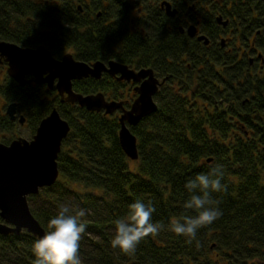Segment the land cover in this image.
Here are the masks:
<instances>
[{"label":"trees","instance_id":"16d2710c","mask_svg":"<svg viewBox=\"0 0 264 264\" xmlns=\"http://www.w3.org/2000/svg\"><path fill=\"white\" fill-rule=\"evenodd\" d=\"M68 4V0H0V38L30 47L42 43L58 58L69 49L87 62L101 58V32L83 30L80 20H68ZM25 15L37 23L23 24ZM122 40L119 60L150 65L145 34L132 45L125 37ZM160 42L158 37L156 53ZM261 50L264 54V31ZM229 64L225 57L213 59V65L204 59L208 74H202L197 83L195 77L185 79L181 91L162 85L155 95L157 111L130 126L138 140L139 158L134 161L120 144L117 112L89 111L78 103L61 102L53 90L23 87L8 74L0 75V132L10 133L3 142L17 137L20 126L6 114V104L13 101L33 133L54 107L71 126L58 155V180L28 196L46 232L48 221L64 203L74 210H88L87 229L80 241L83 264H264V78L254 77L238 86L233 83L229 90ZM234 80L243 79L236 76ZM125 87L108 75L74 81L77 92L103 91L108 99H125L130 107L137 95L124 91ZM217 164L224 169L227 190L213 196L220 201L223 215L189 243L168 225L184 215H195L184 207L189 198L184 184ZM137 200L150 202L155 207L153 221L165 228L141 240L134 254H125L111 245L115 221L126 218ZM36 239L26 231L0 234V264H34L31 246Z\"/></svg>","mask_w":264,"mask_h":264},{"label":"flooded vegetation","instance_id":"af4514ba","mask_svg":"<svg viewBox=\"0 0 264 264\" xmlns=\"http://www.w3.org/2000/svg\"><path fill=\"white\" fill-rule=\"evenodd\" d=\"M33 2L50 3V0ZM68 2L66 11L68 20H80L79 22L83 24L81 29L98 28L102 34L99 45L101 58L88 62L90 64L100 60L109 67V62L114 60L127 64L137 72L151 68L161 81L159 89L166 85V89L172 88L176 91L183 89L181 82H185V79L191 80L195 77L197 83L202 74H208L204 69V59L211 65L213 59L218 57H225L231 62L226 70L229 90L232 89L233 83L238 86L248 83L254 77L264 78V54L261 50L264 5L261 4V0H68ZM22 21L23 24L37 23V20L28 15H25ZM42 29L51 32L47 27ZM160 33L164 37L159 36ZM140 34H145L147 38L148 52L145 57L150 65L138 66L119 60V56L123 54V37L132 45ZM158 37L161 42L159 52L156 53L155 42ZM170 41L173 42L171 46ZM39 45L44 44L39 43L33 48ZM68 52L79 59L73 49L67 50L59 58L52 55L62 59ZM2 64L8 67L6 62ZM186 65L191 67V70H187ZM104 75L126 84L123 90H130L137 95L135 88L139 82L132 79L119 80L120 73L113 75L107 71L95 79H101ZM236 76L243 80L236 83L234 80ZM27 79L32 81L27 86L40 85L59 95L55 86L57 80L54 86L50 87L46 82H35L34 74L27 75ZM120 100L124 101L126 107V100ZM20 114L23 113H17V116ZM16 120L18 121V117ZM23 125H27V121Z\"/></svg>","mask_w":264,"mask_h":264},{"label":"water","instance_id":"95a60500","mask_svg":"<svg viewBox=\"0 0 264 264\" xmlns=\"http://www.w3.org/2000/svg\"><path fill=\"white\" fill-rule=\"evenodd\" d=\"M4 62L8 65V75L21 86L30 84L32 81L27 79V75L34 74L35 82H46L50 87L57 80L55 86L61 102L78 103L89 111L104 110L106 114L122 110L119 117L120 144L130 159L139 158L138 140L130 126L137 125L158 109L154 97L161 81L154 75L153 69L144 68L137 72L127 64L114 60L109 62V67L100 60L90 64L76 59L71 52L57 59L44 45L33 48L0 38V63ZM104 71L113 75L120 73L119 80L139 82L135 88L138 96L129 108L124 106V101L107 99L101 91L84 94L74 90V80L100 78ZM17 106L16 101L7 105L6 113L12 120L16 118ZM19 121L24 124L25 115H20ZM70 130L69 122L54 107L41 120L31 139L19 136L9 143L0 141V234L27 231L38 239L46 234L45 227L30 208L28 196L38 194L41 188L58 180V155Z\"/></svg>","mask_w":264,"mask_h":264},{"label":"clouds","instance_id":"9594fccd","mask_svg":"<svg viewBox=\"0 0 264 264\" xmlns=\"http://www.w3.org/2000/svg\"><path fill=\"white\" fill-rule=\"evenodd\" d=\"M184 189L189 194L184 207L193 210L195 215H184L168 227L176 236L185 237L192 243L201 229L211 226L223 215L220 201L213 196L227 190L223 167L210 165L206 172L190 177ZM154 212L155 207L150 202L137 200L131 204L129 215L115 221L112 247L125 254H134L141 240L159 234L165 225L153 221ZM87 215L85 208L74 210L71 205L62 203L57 214L48 221L49 230L31 246L34 264H83L80 241L87 229L84 220Z\"/></svg>","mask_w":264,"mask_h":264},{"label":"rangeland","instance_id":"374dc122","mask_svg":"<svg viewBox=\"0 0 264 264\" xmlns=\"http://www.w3.org/2000/svg\"><path fill=\"white\" fill-rule=\"evenodd\" d=\"M3 74H7V67H6V65L0 64V75H3ZM7 104H6V106H7ZM2 105H3V101L0 99V106H2ZM15 134L17 135V137L22 136V137L27 138V139H31L34 135V133L32 132L31 128L28 125L18 126L16 128ZM9 135H10L9 132H0V141H3V137L9 136ZM132 168H135L134 162L132 163Z\"/></svg>","mask_w":264,"mask_h":264}]
</instances>
